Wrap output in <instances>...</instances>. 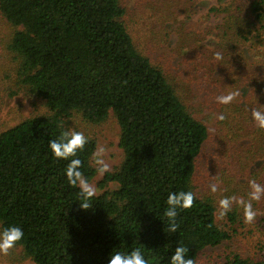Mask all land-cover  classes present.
<instances>
[{"label":"trees","instance_id":"1","mask_svg":"<svg viewBox=\"0 0 264 264\" xmlns=\"http://www.w3.org/2000/svg\"><path fill=\"white\" fill-rule=\"evenodd\" d=\"M211 11L223 13V25L232 33L224 36L251 45L249 95L259 107L264 0H253L245 17L228 9ZM0 14L16 29L7 49L18 60L19 84L51 111L0 133V230L22 228L23 239L15 245L22 256L34 264H109L112 252L140 248L149 264H170L183 246L197 264L204 249L230 240L215 222L212 201L198 197L194 188L207 127L181 102L162 70L136 49L121 0H0ZM71 112L93 124L112 112L120 130L122 161L100 182L101 189L111 182L118 187L92 197L87 210L79 206V188L66 178L72 158L58 159L49 148V141L66 131L62 118ZM235 113L244 122L238 120L241 131L246 125V132L258 129L264 146V129L255 126L251 114ZM95 148L88 139L75 157L88 182L95 175L90 164ZM180 191H191L195 199L190 209H178L172 233L166 201ZM259 263L238 255L226 262Z\"/></svg>","mask_w":264,"mask_h":264},{"label":"rangeland","instance_id":"2","mask_svg":"<svg viewBox=\"0 0 264 264\" xmlns=\"http://www.w3.org/2000/svg\"><path fill=\"white\" fill-rule=\"evenodd\" d=\"M252 1L121 0L126 10L125 27L136 49L162 70L181 102L207 127L208 138L197 160L194 188L198 197L212 201L217 226L231 237L216 247L204 249L197 264H226L234 255L264 264V197L252 202L257 212L252 223L244 222L243 209L236 205L222 219L217 212L218 201L223 197L235 195L247 200L249 180L255 179L264 185L261 152L264 146L257 140L261 133L258 129L246 132L247 125L242 132L237 123L243 120L235 119L239 114L235 111L247 110L251 114L255 108L249 95L252 77L247 71L254 52L249 51L251 45L240 46L236 38L224 36L232 33L223 25V13L211 11L228 9L236 16L245 14V17ZM15 30L0 14V133L27 118L51 115L43 99L19 84L18 60L7 49ZM216 52L222 54V60L214 59ZM237 90L240 95L231 103H217V96ZM263 101L264 97L259 107L256 106L262 111ZM220 114L225 116L223 121L217 119ZM62 125L66 131L83 132L96 142V147L103 145L107 149L109 172L119 166L123 156L119 148L120 130L112 112L99 124L86 122L79 113L71 112L62 118ZM90 164L95 175L89 183L97 189L96 195L117 189L118 185L113 182L101 189L104 175L98 174L92 157ZM212 183H218L220 189L214 194L209 190ZM229 215L233 217L232 223ZM0 264L34 263L14 246L7 255L0 254Z\"/></svg>","mask_w":264,"mask_h":264},{"label":"clouds","instance_id":"3","mask_svg":"<svg viewBox=\"0 0 264 264\" xmlns=\"http://www.w3.org/2000/svg\"><path fill=\"white\" fill-rule=\"evenodd\" d=\"M214 59L220 61L223 59L221 53H214ZM240 95L239 91H232L227 94L219 95L216 97V101L219 104H229L234 101ZM251 117L255 126L264 129V111L252 108ZM217 119L223 121L225 116L220 114ZM88 138L83 132L76 130H68L61 134L59 139H51L49 141V148L56 158H62L70 160L68 163L65 174L70 186L79 188V195L82 197L79 206L83 210H87L91 207L89 200L97 194V189L93 184H90L84 177L80 170L83 166L81 159L77 157V152L83 150ZM107 149L103 145H97L95 151L92 153V163L96 167V171L100 176H103L106 172L110 171V164L106 160ZM249 193L248 199L233 196H226L218 201V218L222 219L229 211L232 210L233 205H236L243 209V216L245 223H252L256 217L257 212L253 209L252 202L260 201L264 197V185L258 183L255 179L248 181ZM211 193L219 191V184L212 183L209 185ZM195 195L191 191H180L178 193H169L166 201L168 207L165 209L164 216L169 221L168 231L175 233L178 225L176 218L178 216V209L187 210L194 204ZM24 233L19 226H9L0 230V254L7 255L9 251L23 239ZM188 249L183 246H178L175 249L174 254L170 257V264H195L193 258H189ZM109 264H149V261L145 258L142 250L136 248L128 254L121 253L119 251L112 252Z\"/></svg>","mask_w":264,"mask_h":264}]
</instances>
